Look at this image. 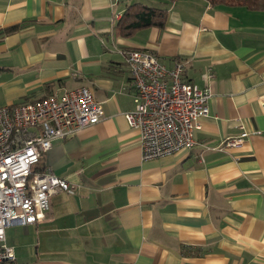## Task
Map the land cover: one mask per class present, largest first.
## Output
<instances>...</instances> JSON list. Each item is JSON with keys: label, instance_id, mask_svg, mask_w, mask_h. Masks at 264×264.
<instances>
[{"label": "crops", "instance_id": "obj_1", "mask_svg": "<svg viewBox=\"0 0 264 264\" xmlns=\"http://www.w3.org/2000/svg\"><path fill=\"white\" fill-rule=\"evenodd\" d=\"M165 9L131 38L129 6ZM17 27L12 33L9 28ZM209 89L196 145L144 160L124 52ZM90 88L104 119L57 141L35 171L77 186L45 219L5 230V264H264V10L206 0H0V107ZM240 146L217 149L227 139Z\"/></svg>", "mask_w": 264, "mask_h": 264}, {"label": "built area", "instance_id": "obj_2", "mask_svg": "<svg viewBox=\"0 0 264 264\" xmlns=\"http://www.w3.org/2000/svg\"><path fill=\"white\" fill-rule=\"evenodd\" d=\"M123 54L135 91V109L125 118L140 131L143 159L193 149L200 119L209 115L210 90L187 82L181 62L168 69L148 51ZM104 116L102 104L88 87L0 107V264L15 260L13 249L5 242L8 227L45 219L53 195L59 191L73 194L77 189L51 170L35 171L42 156L53 150L57 141L76 136ZM224 143L235 146L241 140Z\"/></svg>", "mask_w": 264, "mask_h": 264}, {"label": "trees", "instance_id": "obj_3", "mask_svg": "<svg viewBox=\"0 0 264 264\" xmlns=\"http://www.w3.org/2000/svg\"><path fill=\"white\" fill-rule=\"evenodd\" d=\"M170 2L176 0H167ZM212 6H243L250 10H264V0H206ZM168 19L165 9L154 8L142 4L129 6L117 24L118 34L123 38H131L137 31L145 28H164ZM18 28L13 27L6 33L15 32Z\"/></svg>", "mask_w": 264, "mask_h": 264}, {"label": "rangeland", "instance_id": "obj_4", "mask_svg": "<svg viewBox=\"0 0 264 264\" xmlns=\"http://www.w3.org/2000/svg\"><path fill=\"white\" fill-rule=\"evenodd\" d=\"M243 138H244V137L235 138V139H227L226 141H232V142H235V141L241 140V143H242ZM241 143H239V144H237V145H235V146H227V145H225V143L223 142L220 146H221L222 149H225V148H230V147H237V146H240Z\"/></svg>", "mask_w": 264, "mask_h": 264}]
</instances>
